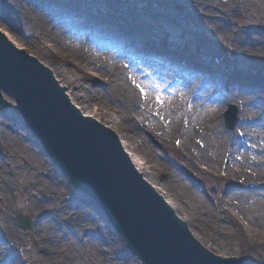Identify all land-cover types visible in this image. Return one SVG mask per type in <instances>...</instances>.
<instances>
[{
    "label": "bare ground",
    "instance_id": "obj_1",
    "mask_svg": "<svg viewBox=\"0 0 264 264\" xmlns=\"http://www.w3.org/2000/svg\"><path fill=\"white\" fill-rule=\"evenodd\" d=\"M21 1L25 3L19 4ZM3 5H6V3ZM28 6L36 7L43 14L59 18L58 21L49 23V20L42 13L36 10H34L35 15L31 12L29 13L32 17L42 20L46 24V27L43 25H39L38 27L41 32L46 34V36H43V38L45 37L43 40H47L48 42L45 44V48H48L56 57L50 62L55 72H52L49 68L48 70L53 74V78L59 87L63 90L65 88V96L69 103L83 117L91 118L96 122L102 116H104L103 119L105 116L109 117L110 123H102L103 126L113 134L116 132L121 145L128 151L130 160L136 165L137 169L144 173L148 172V177H153L156 193L165 200L175 217L188 226L189 229H187L192 239L200 244L208 254L219 259H241L245 261V264H250L242 256L230 255L232 253L226 255L227 253L220 252L219 250L230 251L231 242L235 237L241 240L239 246L243 242H248L249 245H252L253 237H257L256 233L264 229V194L259 193L258 189H250L264 185V159L257 160L253 167L245 168L249 153L246 146L243 145L245 144L244 139L248 141L251 136H254L255 138L253 139L257 142L259 137L264 141V129H262L264 128V117L263 119L261 118V116H264V91H250L242 86L230 87L225 83L223 77L216 76L217 72L208 73V75L204 73L206 72L204 69H199V72L186 70L185 72L179 71L176 73L184 80V88L179 93L184 94L182 97H185L186 104H190L188 99L198 92L202 96H216L212 102H207L206 104L208 105L206 106L199 103L201 109L195 117H193V114L196 113H192L193 107H191L190 112V109L183 108V104L177 102L173 109H176L181 115H178V117L175 114L172 117L167 116L172 119V123H168V125L155 123V128L162 130L166 138L170 135L182 141L181 146L185 153L183 162L186 170L197 171L198 161H201L207 164L212 172V177L218 179L221 154L226 151L228 146L222 143L224 137L221 135L217 120L220 116V108L226 103L237 102L238 108L241 110L242 121L247 125L252 122L256 123L257 131H254L253 135H251L249 127L243 125L242 131L246 137L241 139L239 143L242 146L236 144L229 148V158L226 167L227 176L224 180L219 181L220 194L212 198L216 203V210H212L206 204V200L202 198L204 196L189 190L186 180L181 175H178L166 164L160 162V153L156 148L153 150L146 138L142 135L139 136L138 133H135V137L133 136V131L136 130L133 118L135 116L138 119L139 113L135 110L136 99L128 95L129 89H134L128 85L129 89L126 88L127 81L123 80V75L118 74L119 69L115 66L117 56L122 51L111 50L106 52V54L104 52L102 55L110 56L108 60H104L101 51H95L99 50L100 40L103 41L104 46L110 45V33L107 31V28L97 27L89 23L88 19L83 17L80 8H69V11H67L64 8H56V4L45 0H10L7 8L14 7L16 11L21 9L22 13H25ZM198 9L202 10L203 8L197 7L196 10ZM205 10L204 12L208 11ZM234 14V11H230L227 17L220 13L211 15V28L217 34H220L227 43L233 41V36L229 32L228 26L230 22H234ZM186 16H190V14H186ZM78 19H81V22ZM171 21V23H175L173 25L176 27L177 22L183 24L187 21V18L185 17V19L179 21L177 18H174ZM170 27L172 26L170 25ZM262 27L264 28V26ZM69 30L73 31V33L70 31L72 36H60L59 33L63 34V32ZM145 32L153 33L150 28L146 29ZM251 32L252 34L249 32L248 34H240L242 41L248 43L247 47H239V44L236 43L233 45V49L236 48L234 50L238 51L245 58L264 57V32L258 28L251 30ZM3 36L7 39L5 35ZM215 41L219 42L216 39ZM114 44L119 45L118 42H114ZM118 49H121V47H118ZM21 50L24 51V49ZM79 51V58L84 61V64L80 61L76 63L77 59L75 56L71 58L67 56ZM46 58L50 59L49 56ZM71 62L76 67L73 70H68L72 64ZM108 62L113 66H108ZM132 64L134 65V63ZM76 68L87 70V72L85 75L79 76V74L75 73L77 71ZM219 72L225 76L231 74L237 75L242 79L257 78L255 74H251L243 66H237L233 69L225 67ZM130 73L132 74H128V78L136 77L133 69ZM147 75L152 79H156L155 69L148 70ZM112 77L115 78L113 82ZM99 81L106 84L107 88H101L99 91L92 89V86ZM168 90L171 93H177L176 87H170ZM107 94H110L112 101L107 99ZM175 100L177 99H174L172 102ZM118 110L122 112L120 115ZM168 111L171 112L170 109ZM86 112H93V114ZM194 121L200 125L201 134L196 133L192 128V122ZM202 135L205 137L207 146L213 148V156L208 155L206 150L197 148L199 145L198 139H201ZM165 137H163V140L166 139ZM211 140L214 141V144H212ZM155 141L156 145L159 144L158 147L162 146V141ZM255 141L250 142L255 143ZM262 141L256 142L255 146H258V148L262 146ZM193 142H195V145L192 144ZM189 145H191V149ZM0 147L5 158L4 160H0L1 212L7 213L8 205L12 201L14 203L15 199L22 197L20 199L23 200V207L28 209L29 214L32 216L37 215L38 218L46 217V220L39 223V228L31 236L30 242L36 250L47 253L46 256L57 255L58 258L55 264H106L110 256L103 254V252L99 256L98 251L101 250L100 244L93 238H99V235H104L105 233L109 234L111 226L100 221L97 223L94 219L88 218L84 209H74L76 205L75 200L66 197L64 191H59L58 195L54 194L55 198L47 197L36 202L33 192L42 188L50 192L49 183H54V180L57 183L58 179L55 177L53 178L54 180L52 179L47 163L40 157L38 151L33 148L29 139L24 135L17 134V136H10L0 133ZM238 157H243V164H241ZM21 158L25 159L30 164V167L16 166L15 162ZM8 171H16V175L10 178L7 176ZM238 184H242L243 189H247L246 192L237 190L226 197L223 195L226 189L238 186ZM24 187L29 189L25 193L22 192ZM157 190L165 191L166 196L160 194ZM256 198L260 199V201H257ZM232 200L238 202V206H235L239 210L237 215H231L224 205L226 202H231ZM250 201L254 202L249 203ZM85 216L88 219L85 221V224H82V219ZM56 224L63 225V229L57 231L55 228ZM71 227H73L74 236L75 231H87L85 233L88 234V238L86 240L74 238L67 232ZM97 228L101 233H92ZM64 235H66V238H64ZM225 236L229 242L228 244L225 242ZM200 238L207 239L214 246L206 249ZM11 239L13 245L20 242L17 235H15L14 239L12 237ZM115 239V237L113 239L108 238L109 241L112 240V245L115 243ZM262 239L264 237L260 240ZM106 244L109 245L108 242ZM83 245H88L85 251H83ZM59 246L60 248L58 249ZM71 248H75L76 251ZM2 250H4V246ZM56 250L58 251L56 252ZM212 250L218 253H214ZM54 251L55 253L51 254ZM78 254L84 255L83 259ZM90 254L96 256L97 263L92 260ZM130 256L132 255L130 254ZM133 258L136 259L137 263L135 262V264H141V261H137L135 256ZM253 259L256 260L255 258Z\"/></svg>",
    "mask_w": 264,
    "mask_h": 264
},
{
    "label": "rangeland",
    "instance_id": "obj_2",
    "mask_svg": "<svg viewBox=\"0 0 264 264\" xmlns=\"http://www.w3.org/2000/svg\"><path fill=\"white\" fill-rule=\"evenodd\" d=\"M45 1L49 3H54L58 8H64L66 10H69V8H80L83 17H86L89 22L94 23L97 27L101 26L107 28V31H109L110 33V39H109L110 45L102 46L99 44V46L102 48L98 46L99 50H95V51H101V55L104 52L106 54V52L111 51L112 46H114V42H118L119 45L122 43L124 50H126L127 43H134V46H136V52L139 53L140 55L151 53L150 57L151 60L153 61L152 63H155V50L159 51L165 63L166 61L171 63L180 62V61L173 62L167 60L166 53L172 56L179 55L180 58H182L185 61V64L188 63L192 64L194 68L204 69V70L210 69L211 72L216 71L217 72L216 76L223 77L225 83H227L229 86L233 85L234 87H238V86L245 87L246 84L244 82H241L240 77H238L237 75L225 76L221 74L219 71L224 69L225 67L232 68L237 65H244L251 73H255L257 75V79L264 80V60L262 59L245 60V58L242 55H237L235 52H232V49H230V46L236 43L239 44L240 46L248 45L247 43H244L242 41L240 36L241 33L248 34L249 32L250 34H252L251 30H254L256 28L264 31V28L262 27L264 26V0H209L206 3L202 2L201 4V8H203L202 10L198 9L195 11H185L187 10L186 8H188L189 10L195 9L193 7L194 6L193 4L195 2L194 0H121V1L120 0H45ZM4 2L7 5H9L10 0H0L1 33H3L7 37V39L15 46V48H17L20 51L21 49H24L26 54L35 58L45 68L47 69L49 68L52 70V72H55V70L52 68L53 65L50 63L53 58H56L55 54L52 53L48 48H45L46 47L45 44H47L48 42L47 40L46 41L43 40L45 38V37L43 38V36H46V34L41 32L38 27L39 25H43L44 27H46V24H44L42 20H37V18H34L29 14L31 12L35 15L34 10H36L39 13L42 12L39 11L36 7L28 6L26 12L22 13L23 11L21 9L16 11L14 7L7 8L6 5L2 4ZM164 2H172V3L178 2L179 5L183 7L180 10L184 12L178 15V18L180 20L185 19V17L187 18V21H185L182 24L183 26L182 29L179 28L180 24H176L175 27L173 25L175 23H171L172 21L170 20L168 21L158 20L157 22H155V20L151 19L150 16H153V14L149 12L150 9L148 7L150 6H154V5L160 6L159 12H164V13L168 12L170 14L173 13L171 10H167V8L164 7ZM123 4H127L126 13L123 12L124 10ZM136 6L138 8H142V6L143 8L145 7L146 9L145 13L147 15L143 14L142 12H139L137 14ZM204 7L207 9L205 10ZM133 9L135 10L134 12L136 13V15H131ZM204 10L205 11L208 10V11L204 12ZM230 11L235 12L234 14L235 20L234 22L229 23V28H228L229 32L233 36V41L227 43L224 41L223 37L220 34H217L214 31V29L211 28L210 20L212 19L211 15H214L216 13H220L221 15L223 16L225 15V17H227ZM199 12H201L204 15L202 19L200 17H199L200 19L194 18V15ZM186 14H190V16H186ZM43 15L45 18L49 20V23H52V21H58L57 18L54 16H49L46 14ZM78 21L81 22V19H78ZM143 23L146 27L150 28L151 31L153 30L154 33L144 32L148 28H144L143 31L141 27ZM170 25L172 27H170ZM70 31L73 33L72 30H69L67 32H63V34L61 33L59 34L60 36H64V35L72 36V33ZM205 33L211 34L213 39L211 40V44L205 45L206 49L200 50V47L196 46L199 44H196L195 40L201 41V39H204L206 41H209V39L206 38L208 36H206ZM214 39H218L219 42H216ZM116 47L117 46H114V48ZM56 48L61 50L58 47ZM216 50L218 51V54L215 56L213 55L214 59L202 53L203 51L207 55H211ZM116 51L118 50L116 49ZM79 53L80 51L74 52L72 55H67V56L69 58L75 56V58L77 59L76 63H79L80 61L82 64H84V61L79 58ZM48 56L50 57V59L46 58ZM102 56L104 57V60L109 59V55H102ZM188 57H192V58L190 59ZM218 57L221 58L220 59L221 65H219L215 61ZM262 61L263 64H261ZM124 64L126 63L124 62ZM124 64L123 61H120V63L117 65V68L119 69L118 71L119 75H123V73H125ZM142 64L144 66L149 65L148 62ZM108 66H110L109 63ZM75 67L76 66L74 65V63H72L69 66L68 70H73ZM76 69L77 71H75V73L79 74V76L85 75L87 72V70L85 71V70H80L78 68ZM57 78L59 79V77ZM230 78L232 79L230 80ZM114 80L115 78L112 77V82ZM123 80H125L124 75H123ZM149 81L152 83L151 80ZM149 81L146 78H140L136 80L135 84L137 85L139 92L136 90L133 91L129 89L126 84V88L130 90L128 91V95L136 99L135 110L139 113L138 119L135 116L133 118V124L135 125V129H136L135 131H133V136L135 137L136 135L135 133H138L139 136L142 135L144 138H146L148 144L151 145L153 150H155L156 148L157 151L160 153L161 155L160 162L166 164L171 170L176 172L178 175H181L186 180V184L188 185L189 190L194 191L201 196H204L202 198L206 200V204L212 210H216V203L212 198L216 197L217 194H220V188H219L220 184L218 181L223 180L226 177L227 174L226 162L228 161L227 159L228 151L223 155L221 154L222 165L221 166L219 165L220 167L218 173L219 180H216L212 177L211 175L212 173L209 170L207 164L201 161H198L197 171L186 170L184 168L185 164L183 162L184 154H185L184 150L182 149L181 146L179 147L176 146L178 142L180 143V140L175 136H170V135L168 136V138H166L162 130L155 128V123L162 124L168 121L172 123V119L168 118L167 116L172 117L174 113L172 111L169 112L168 109L173 110L174 106L172 101L174 99H177L178 96L180 95L177 93H171L162 84V81L157 82L158 87L161 88L155 87L154 82L150 84ZM172 81L176 83L179 82L176 79ZM105 85L106 84L99 81L92 86V89L99 91L101 88H107V85L106 86ZM247 89L250 91L264 90V88H260V89L247 88ZM106 96L108 100L112 101V97L110 96V94H107ZM213 98L214 97H207V96H200L198 98L193 97V99L191 98L190 104L195 109H198L200 107L198 102H211ZM229 104H234L236 106L238 105L234 102H230L224 105L222 108H220L221 110L220 116L217 120V123L220 125L219 127L221 130V135L224 137L222 143L227 144L228 148H230L232 144L235 143V141L236 142L239 141L240 138L242 137L240 124H243L241 122L242 119L238 117L239 118L238 125L234 132L228 133L224 129L222 114ZM86 113L93 114V112H86ZM121 113L122 112L119 111V115ZM175 115H177L178 117L177 113H175ZM103 117L104 116H102V118H99L100 119L98 121L99 123L101 124L110 123L108 120L109 118L108 116H105L104 119ZM22 123L23 122L20 119V117L17 114H15V112L13 111L11 112L4 111L0 113V133H5L10 136H15V135L17 136V134H22L26 138H28L32 146L33 144H35V146L38 149H40L39 151L38 149L33 147L36 151H38L40 157L47 163L48 165L47 167L51 171L52 179L54 177L58 179L57 183L54 179H53L54 183H49L50 192H47L43 188L37 191L35 190L33 192L35 201L39 202L43 198H47V197L55 198V195H58L59 191H64L66 193V197H70L71 199L76 200L77 208L74 209H84L88 218L94 219L97 223L100 221L106 224L105 220L99 216V213L97 211L96 213L92 212L91 209L89 210L87 206L79 202L82 195L76 194L77 192L74 191L73 187L69 184L67 178L55 167L51 158L47 157L45 152L41 149L40 142L29 131L23 130ZM192 127L195 129L196 133H200V125L198 124V122L196 121L192 122ZM251 127H252V132H254L255 125H251ZM163 137L166 138L164 139L165 141L163 140ZM155 140L162 141L161 144L162 146L158 147L159 144L156 145ZM198 141H201V145L199 144L198 147L206 150V145L204 144V142H206L204 135H202L201 139H198ZM213 142L214 141H212V144H214ZM194 143L195 142H193V144ZM248 145H250V143H248ZM189 147L191 148V145H189ZM122 148L126 153L127 157L130 159L128 155V151H126V149L123 146ZM208 148H209L207 149L208 154L214 155L213 148L210 146ZM251 153L252 154L247 159V164H246L247 168L251 166L250 161L257 159H264V154L261 152V150L257 149L252 151ZM238 158L239 160L241 158V160L244 162L243 157H238ZM4 159L5 158L2 154V149L0 147V160H4ZM131 164L140 174L143 173L142 177L144 181L147 182L149 185H151L154 190H156L155 183H153L155 182L153 177L152 176L148 177V172L144 173L142 171H139L136 165H134V163L131 162ZM241 164L243 163L241 162ZM15 165L18 167L24 166L25 168L30 167V164L26 162V160L23 158L17 160L15 162ZM15 175H16V171H8L7 173V176L10 178H13ZM238 185L242 186V184H238ZM260 187L262 188V186ZM232 189L233 188H230L229 190L228 189L225 190V193L223 195L226 197L233 191ZM28 190L29 189L27 187H24L22 189V192L25 193ZM158 192L166 196L165 191L160 190ZM260 192L263 193L261 190H259V193ZM20 198L15 199L14 203L12 201L8 205L9 208L7 213H2L0 210V264H55L58 256L57 255L46 256L47 253L41 252V250L39 251L36 250L33 247V244L30 242L31 236L27 237V235H25L21 230H19L16 222L13 221L14 216L18 213L23 216L26 215L29 216L31 220L33 219L35 226H38L40 222L46 220V217L38 219L37 215L36 217H33L30 214H28L27 213L28 209L23 207V202H22L23 200H21ZM256 200L260 201V199L258 198H256ZM252 202L254 201H250L249 203ZM224 205L228 209L231 215L237 214L239 211L238 209L235 208V206H238V202H234L232 200L231 202L229 201L226 202ZM219 216L222 217L221 214H219ZM88 218L86 216L84 217V219L81 218L82 219L81 223L85 224V221ZM39 226L34 227V232L37 228H39ZM55 228L57 229V231L62 230L63 225L56 224ZM110 230L111 232L109 234L105 233L104 235H99L100 236L99 238L97 237L93 238L95 239V241L97 240L100 244L101 250L98 251L99 256L101 252H103V254L105 255L110 256L106 264H135L136 259L130 256L129 251L123 245L120 236L113 228H111ZM85 232L87 231H82L78 233V235L86 240L88 238V234H86ZM92 233L100 234L101 231L97 228V230L96 231L94 230ZM15 235L19 237L20 242L13 245V241L11 237L14 239ZM256 235L257 237H253L252 239V243H253L252 245H249L248 242L247 243L243 242L241 246H239V242L241 240L235 237L230 245L231 247L229 250L231 252L228 250H224V251L219 250V251L227 253L226 255L232 253L230 255H238L239 257L242 256L243 258H246L250 264H264V239L260 240L261 238L264 237V229H262L259 233H256ZM113 236L116 239H115V243L112 245L111 244L112 240L109 241L108 238L113 239L114 238ZM64 238H66V235H64ZM201 240L204 243L203 246L206 247V249L207 248L210 249V247L212 248L214 246V244L209 243L207 239H201ZM106 242H108L109 245H107ZM225 242L226 244L229 243L226 236H225ZM246 245L247 247H245ZM3 246H4V250H2ZM87 246L88 245H83V251L86 250ZM59 248L60 246L58 247V249ZM71 249H75V248H71ZM57 251L58 250H56V252ZM212 252L218 253L215 250H212ZM54 253L55 251L52 252L51 254ZM78 256L81 259H83L84 257V255L81 256L79 254ZM90 257L92 258V260L96 262L95 255L93 256V254H90ZM253 258H255L256 260H254ZM83 261L85 262V260Z\"/></svg>",
    "mask_w": 264,
    "mask_h": 264
},
{
    "label": "water",
    "instance_id": "obj_3",
    "mask_svg": "<svg viewBox=\"0 0 264 264\" xmlns=\"http://www.w3.org/2000/svg\"><path fill=\"white\" fill-rule=\"evenodd\" d=\"M51 73L0 34V110L15 109L75 190L98 208L142 264H245L195 242L172 209L132 166L117 137L82 117ZM13 100L16 107L5 102ZM29 230L24 219L18 220Z\"/></svg>",
    "mask_w": 264,
    "mask_h": 264
}]
</instances>
